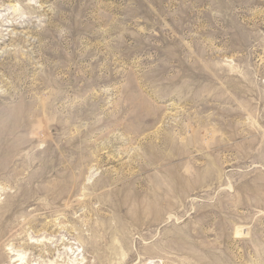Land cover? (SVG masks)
<instances>
[{
    "label": "rangeland",
    "instance_id": "rangeland-1",
    "mask_svg": "<svg viewBox=\"0 0 264 264\" xmlns=\"http://www.w3.org/2000/svg\"><path fill=\"white\" fill-rule=\"evenodd\" d=\"M21 262L264 264V0H0Z\"/></svg>",
    "mask_w": 264,
    "mask_h": 264
},
{
    "label": "bare ground",
    "instance_id": "bare-ground-1",
    "mask_svg": "<svg viewBox=\"0 0 264 264\" xmlns=\"http://www.w3.org/2000/svg\"><path fill=\"white\" fill-rule=\"evenodd\" d=\"M70 248V247H69ZM61 249V248H60ZM49 253V252H48ZM52 253V252H51ZM19 255V257H20V260L21 259H23V257H22V254H18ZM51 255V254H50ZM20 264H22V262L20 263Z\"/></svg>",
    "mask_w": 264,
    "mask_h": 264
}]
</instances>
